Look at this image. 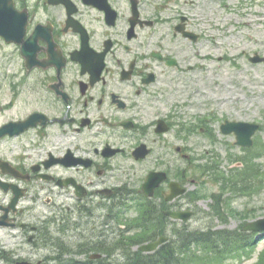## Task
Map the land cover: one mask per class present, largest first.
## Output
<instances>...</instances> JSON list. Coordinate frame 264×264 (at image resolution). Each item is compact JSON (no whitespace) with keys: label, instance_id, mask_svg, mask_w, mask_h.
Instances as JSON below:
<instances>
[{"label":"flooded vegetation","instance_id":"obj_1","mask_svg":"<svg viewBox=\"0 0 264 264\" xmlns=\"http://www.w3.org/2000/svg\"><path fill=\"white\" fill-rule=\"evenodd\" d=\"M198 9L195 0H0V230L38 252L55 247L42 239L50 225H63L60 232L73 224L86 237L73 250L102 255L90 264L117 254L118 238L141 232V221L163 230L155 238L171 234L168 222L182 230L165 214L191 209L169 156L176 145L175 155L187 160L191 149L177 146L173 133L188 142L180 126L192 125L208 139L196 143L206 150L193 149L198 160L218 134L248 149L222 131L241 119L215 128L211 113L155 109L164 94L190 91L200 73L209 75L200 63L213 60L202 31L209 23ZM162 172L168 180L153 198L136 197ZM172 182L186 193L168 202ZM238 236L248 238L242 228Z\"/></svg>","mask_w":264,"mask_h":264},{"label":"rangeland","instance_id":"obj_2","mask_svg":"<svg viewBox=\"0 0 264 264\" xmlns=\"http://www.w3.org/2000/svg\"><path fill=\"white\" fill-rule=\"evenodd\" d=\"M195 1L199 5L197 15L200 16V22L209 23L203 26L202 31L209 41L206 52L213 55V60L200 61L209 75L203 76L200 73L196 78L197 84L190 91L173 90L164 94L155 109L161 112L165 108L168 111L167 108L172 105L183 106L186 117L199 115L203 111L211 113L215 128H219L226 119L254 121L261 125L252 149L242 152L227 140L234 141L233 138L218 134L216 145L210 147V152L200 160L193 149L198 146L199 149L206 150L196 143L207 145L208 139L196 136L197 133L191 130L194 127L192 125L180 126L190 136L188 142L182 141V138L177 140L175 132L173 133L174 141L179 143L177 146L183 144L191 149V158L187 160L175 155L176 145L172 147L169 156L171 176L182 180L188 189L182 204L188 205L186 208L190 207L196 213L187 225L205 230L239 229L245 221L264 218V63L252 64L249 61L255 54L264 56V0ZM60 226L50 225L42 238L47 243L52 241V246L55 247L47 246L38 252H33L26 239H15L11 236L12 233L0 230V264L12 262L1 259L3 251H12L22 245L26 251L14 256L45 260L44 264H59L53 261L57 253L70 250L86 241V237L71 229L73 224L59 232ZM148 236L136 234L131 237L144 239ZM120 239L118 238L117 245L122 244L125 237ZM22 242L25 244H18ZM56 245L65 248L57 250ZM204 250L200 255H192L193 260L190 262L264 264V239L253 241L251 247L228 258L218 255V262L211 258L210 263ZM121 257L120 253L116 256L117 262H122ZM69 258L70 256H63V260ZM70 259L89 260L83 259V256L78 259L73 256Z\"/></svg>","mask_w":264,"mask_h":264},{"label":"water","instance_id":"obj_3","mask_svg":"<svg viewBox=\"0 0 264 264\" xmlns=\"http://www.w3.org/2000/svg\"><path fill=\"white\" fill-rule=\"evenodd\" d=\"M252 61L255 63H259V62H264V59L256 57ZM258 129L259 127L257 125L248 124V123H227L226 125H223V132L225 134H230L232 132H235L238 137V144L245 147H250L252 145V136L256 133ZM165 178H166L165 174L150 175L146 185L143 188L145 194L147 196H153L154 190L158 186H160V184L165 180ZM172 187H174V192L172 196L169 198L173 199L175 196L177 195L179 196L184 193V190L178 189V184L172 185ZM189 216L190 214L174 215V217L181 219L183 218V220H187ZM248 228L249 230L264 231V221H259L257 223H254L253 225H249ZM156 246H152L150 248L143 247L142 250L150 251L153 250ZM21 264H29V263H21Z\"/></svg>","mask_w":264,"mask_h":264},{"label":"trees","instance_id":"obj_4","mask_svg":"<svg viewBox=\"0 0 264 264\" xmlns=\"http://www.w3.org/2000/svg\"><path fill=\"white\" fill-rule=\"evenodd\" d=\"M200 236V234L198 235V237ZM186 241H187V239H185V245H186ZM208 241H210V238L209 237H206V236H201V242H205V243H203V245H205V246H209V244L207 243ZM216 257L218 256V254L216 253V255H215ZM73 262V261H72ZM147 262V260L145 261L144 259H143V263L142 264H147L146 263ZM170 263H171V260H170ZM75 264V263H74ZM180 264V263H179Z\"/></svg>","mask_w":264,"mask_h":264}]
</instances>
